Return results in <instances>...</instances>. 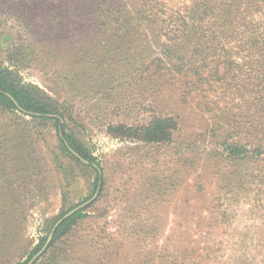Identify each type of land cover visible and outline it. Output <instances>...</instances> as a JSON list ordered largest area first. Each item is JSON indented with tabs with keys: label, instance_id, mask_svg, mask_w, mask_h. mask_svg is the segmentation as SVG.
<instances>
[{
	"label": "rangeland",
	"instance_id": "374dc122",
	"mask_svg": "<svg viewBox=\"0 0 264 264\" xmlns=\"http://www.w3.org/2000/svg\"><path fill=\"white\" fill-rule=\"evenodd\" d=\"M193 4L0 0L3 65L58 101L106 179L36 264H264V14L245 12L219 45L233 64L200 79L180 31ZM165 115L178 121L170 140L142 141L141 125ZM59 142L53 121L0 112V264L26 261L56 217L94 196L91 169L64 187ZM233 142L249 153L229 157Z\"/></svg>",
	"mask_w": 264,
	"mask_h": 264
},
{
	"label": "trees",
	"instance_id": "16d2710c",
	"mask_svg": "<svg viewBox=\"0 0 264 264\" xmlns=\"http://www.w3.org/2000/svg\"><path fill=\"white\" fill-rule=\"evenodd\" d=\"M209 1L212 0H194V4L190 6L189 11L183 16L180 23V31L183 33L182 36L185 37L183 40V50L187 52V54L191 52L188 59V63L191 67L188 70L197 72L200 79L206 78L204 69L208 68L211 62L213 67L210 70L216 74H219L218 71H220L221 64L224 65L225 69L233 64V61L228 59L227 56H224L232 55L231 50L224 49L223 51L219 45L222 43V38H230L236 34L234 29L240 26L239 24H245L247 18L245 12H250V8H253L256 13L259 12L264 14V0H221L220 3L216 1V3L219 4L218 6L210 5ZM97 10L100 11L101 8L98 7ZM125 12L126 11H122L123 14H125ZM146 13L148 14V12ZM128 14L133 13L127 12L125 14L126 18L130 17ZM143 14L144 13L140 16H131V18L132 20L143 19V21H147V17H143ZM211 20H213L211 26H207ZM229 24L230 26L234 24L230 33L226 31ZM259 26L261 27L260 24ZM259 38L264 39V33L262 31L259 33ZM175 47L176 44H167L165 49L166 55H175L177 53V55H180L178 60H183L182 55L185 54H182L183 52L178 54ZM196 55L199 57L196 58L195 62H192ZM1 111H13L25 116H30L33 119L53 121L60 141L59 149L63 156L71 161L68 170L66 168H61L62 179L65 184L64 187L67 188L71 185L69 175H71L74 170L80 169L84 171L85 169H91L95 173L94 180L92 181V195H94L98 189L99 195H101L106 183L102 162L99 160L98 156L94 155L93 152L69 130L66 115L61 110L58 101L52 98L38 85L23 81L22 77L16 71L10 67L4 66L0 59V112ZM177 127L178 121L172 115L155 117L141 125L140 130L143 133L141 140L146 143L168 141ZM258 150L259 149H257V151ZM226 151L229 157L235 159L241 158L249 153L247 146L238 142L227 143ZM66 195L67 192L64 191V204L68 197V195ZM73 207L62 213L59 218L56 217L55 221L57 222L58 219ZM84 210L85 208L78 210L59 225L47 251L57 241L63 238L79 219L85 217ZM47 223H49V221H47ZM49 232L50 230L48 233ZM48 233L46 236L41 237V240L32 251L30 257L26 261H19L18 264L27 263V261L44 245Z\"/></svg>",
	"mask_w": 264,
	"mask_h": 264
},
{
	"label": "water",
	"instance_id": "95a60500",
	"mask_svg": "<svg viewBox=\"0 0 264 264\" xmlns=\"http://www.w3.org/2000/svg\"><path fill=\"white\" fill-rule=\"evenodd\" d=\"M85 162H87L86 160H84ZM99 193V189L96 191V193L94 194L93 197H91L89 200L78 204L77 206H75L74 208H72L71 210H69L68 212H66L60 219H58V221L54 224V226L52 227L51 231L48 234L47 240L44 243V245L27 261L26 264H35L36 261L47 251V249L49 248L55 231L56 229L59 227V225L66 220L67 218H69L70 216H72L74 213H76L78 210L84 208L86 205H88L90 202H92L98 195Z\"/></svg>",
	"mask_w": 264,
	"mask_h": 264
}]
</instances>
